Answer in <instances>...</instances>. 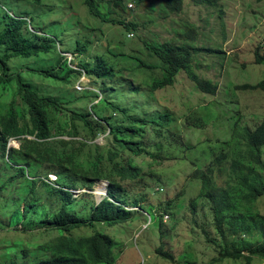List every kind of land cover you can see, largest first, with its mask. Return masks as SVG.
Returning a JSON list of instances; mask_svg holds the SVG:
<instances>
[{"label": "rangeland", "instance_id": "1", "mask_svg": "<svg viewBox=\"0 0 264 264\" xmlns=\"http://www.w3.org/2000/svg\"><path fill=\"white\" fill-rule=\"evenodd\" d=\"M42 1V7H35L23 0H0V32L3 15L9 11L11 16L35 18L29 29L41 37L63 36L64 42L60 40L57 50H69L73 41L89 42L84 54L75 58L70 53L72 67L78 68L82 61L95 64L97 57H103L117 70L127 68L128 71H123L122 75L133 81L134 88H140V94L125 96L123 106L130 112H143L146 117L169 112L177 126L176 139L179 141L169 148L166 147L167 141L154 137L151 132L142 140L146 150L158 160L129 152L121 153L117 159L121 165L127 162L139 169L140 176L122 182V185L126 190V207H134L132 202L138 200L141 212H135L132 220L126 223L98 227L115 242V264H245L219 262L218 259L226 246L241 248L243 241L257 245L259 237L241 238L243 235H240L236 238L227 226L224 227L226 240L219 237L211 205L200 196L202 182L197 178V171L209 170L218 185L224 187L230 180L231 159L220 163L217 158L223 151H230L236 132L240 133L243 128L254 130L264 118V92L239 89L246 84L256 85L264 81V64L255 62L256 50L264 54V0H217L214 6L195 5L191 0H183L181 12L168 15L162 11L159 0H121L122 7H99L104 18L134 24L133 30L93 17L83 0ZM188 26L195 28V41L190 42L194 48L192 68L200 78L217 85L215 95L200 92L181 71L171 87L156 91L153 99L147 98L144 83L151 78H160L162 73L158 59L149 53L144 43L173 42L176 39L174 43L182 45L186 40L178 35ZM116 54L121 56L113 57ZM135 58L155 68L137 70ZM59 62L60 56L51 53L37 58L14 59L9 67L10 73L23 74L40 96L52 97L59 102V111L49 112L50 117L54 114L57 119L53 138L47 146L74 155L77 168L84 171L93 169L97 167L91 157L95 147L114 149L111 136L105 133L92 138L81 121L71 119L70 113H86L95 106L101 108L99 101L106 94L100 92L98 80L86 75L71 76L68 83H62L32 73V70L57 66ZM132 69L135 71L131 72ZM117 90V102L123 94L131 91L126 84ZM95 94H98V99ZM12 103L17 110L23 109L14 91L9 94L0 89V118L8 113ZM109 114L115 126L118 125V114L113 115L108 109L102 112V115ZM187 119H200L205 127L187 126ZM151 128L154 129L153 126ZM66 132L75 135L68 137ZM60 141L67 142V145H61ZM9 146L17 149L19 142L11 140ZM36 172L41 178L47 173L50 181L56 180L53 170L47 166L37 165ZM59 172L65 173L63 183L68 182L75 187L71 190L76 191L74 195L92 196L96 202L105 196V192L97 196L98 189L104 188L102 183L94 185L89 192L82 186L80 173L77 177H70L72 173L61 169ZM13 173L14 169L6 167L0 156V180L8 179ZM30 180L28 177L17 179L0 194L9 210L11 207L7 202L24 198ZM53 186L59 188L58 185ZM55 200L54 195L47 193L43 202L52 207ZM255 208L264 216V196ZM7 218L3 216L0 219L5 222ZM10 230L4 227L0 240H22L25 244L34 245L47 241L53 235L43 230L31 233ZM88 233L91 231L81 229L77 235ZM159 249L171 258L162 256L157 252ZM252 264H264V260L254 259Z\"/></svg>", "mask_w": 264, "mask_h": 264}, {"label": "trees", "instance_id": "2", "mask_svg": "<svg viewBox=\"0 0 264 264\" xmlns=\"http://www.w3.org/2000/svg\"><path fill=\"white\" fill-rule=\"evenodd\" d=\"M23 1L35 7H42L43 4L42 0ZM83 1L89 13L103 22L119 24L132 30L136 27L134 24L120 20H107L102 16L100 6L122 7L121 0ZM191 1L195 5L214 6L217 0ZM159 2L162 11L167 15L178 14L182 10L183 0H159ZM4 9L8 11L5 6ZM3 19V29L0 32V89L9 94H13L14 91L23 109L17 110L12 103L8 113L0 118V156L6 167L14 169V173L8 179L0 180V194L17 179L28 177L31 180L24 198L7 202L11 207L10 210L4 205V199L0 195V218L8 216L5 222L0 219V233L4 232L5 227L11 228L10 232L31 233L43 230L53 235L47 241L34 245L25 244L22 240L14 242L0 240V264H115V242L110 235L102 232L98 227L101 225L114 227L132 220L135 212L124 209L126 190L122 182L140 176L136 166L123 160L121 161L124 164L121 165L117 159L124 152L155 158L156 156L147 151L142 142L149 132L154 137L167 141L168 148L177 144L179 138L176 139L175 120L169 112L146 117L143 112H130L129 108L123 106L122 101L125 96L140 94V88L138 86L134 88L133 81H128L122 75L123 71H128L127 68L117 70L103 57H97L95 64L82 61L78 64V70L72 69L62 55L71 53L76 58L77 55L87 51L89 42L73 41L69 44L71 47L69 50L60 51L57 50L56 45L60 44V40L64 42L63 36L41 37L36 31L32 32L30 29L35 18L11 16L8 11L4 13ZM178 37L185 39L186 42L177 45L174 43L175 39L173 42L144 43L149 53L158 59L162 73L160 78H151L149 82L144 83L147 87L145 92L147 98L153 99L156 91L171 87L181 71L200 92L215 95L217 85L210 80L200 78L192 68L194 48L190 42L195 41V28L188 26ZM51 53L60 56L57 66L32 70L33 74L47 80L68 83L71 76L79 77L83 71L89 78L98 80L96 83L100 92L106 94L99 101L101 108L95 106L86 113L75 111L70 113L71 119L81 121L92 138L105 133L111 136L114 149L105 150L95 147L91 157L97 167L93 169L85 171L79 169L75 165L74 155L47 146L53 138L54 122L57 119L54 114L50 117L49 112L59 111L58 100L40 96L23 74L10 73L9 63L14 59L37 58ZM120 56L113 55V57ZM135 60L138 63L137 70L155 68L139 58ZM255 62L258 65L264 64V54L259 50L255 51ZM134 71L132 69L131 72ZM108 81L111 84H108ZM125 84L131 91L129 94H123L120 102H117L119 99L117 88ZM239 89L264 92V81L256 85L246 84ZM95 95L98 99V94ZM107 109L113 115L120 116L118 125L115 126L111 114L102 115ZM186 125L196 128L205 127V123L200 119H187ZM151 126L154 127L153 130ZM66 134L68 137L75 135L71 132ZM10 140L19 142V148H11ZM232 143L230 151H223L217 158L220 163L231 159V176L226 185L219 186L209 170L208 172L198 170L197 178L202 182L200 196L210 203L214 226L222 240H226L227 237L225 226L236 238L240 235H243L241 238L257 235L260 239L257 245L243 241L241 248L236 245L230 248L226 246L222 249L218 261L252 264L254 259L264 260V216L255 211L258 200L264 196V118L254 130L243 128L240 133L236 132ZM60 144L66 146L67 142L60 141ZM160 148L159 146V150ZM37 165L51 168L56 180L50 181L47 173L41 178L36 172ZM60 169L72 173L70 177H77V173H80L82 186L89 192L94 185L106 182V196L99 203H96L92 196L87 197L85 194L74 197L70 190H75V187L68 182L63 183L65 173L59 172ZM53 185H58L59 188ZM47 193L56 197L55 205L52 207L43 202ZM132 205L138 207V200H134ZM192 206L195 208L194 202ZM81 229H88L91 233L77 235ZM157 252L166 258H171L160 249ZM245 253L248 255L245 256Z\"/></svg>", "mask_w": 264, "mask_h": 264}, {"label": "clouds", "instance_id": "3", "mask_svg": "<svg viewBox=\"0 0 264 264\" xmlns=\"http://www.w3.org/2000/svg\"><path fill=\"white\" fill-rule=\"evenodd\" d=\"M67 55H70L71 56V60H70V62H69V60H68V57H67ZM63 57H64V59H66L67 60V63L69 64V66L72 68V69H75V70H78V68L77 67H72L71 66V63H72V60H73V57H72V55L70 54V53H64L63 54ZM82 76H84L85 74H84V72L82 71V74H81ZM11 141V140H10ZM16 141V140H15ZM19 147H17V149H18ZM53 181H55V180H53ZM100 183H102L103 185H104V192H105V196H106V188H107V183L106 182H100ZM70 192L74 195L75 193H76V191H71L70 190ZM77 195H74V197H76ZM105 196H103L102 198H100L96 203H99ZM129 208H127L126 206L124 207V209L125 210H127V211H131V212H141V208L138 206V207H133V206H128ZM153 212V211H152ZM155 215V214H154Z\"/></svg>", "mask_w": 264, "mask_h": 264}, {"label": "bare ground", "instance_id": "4", "mask_svg": "<svg viewBox=\"0 0 264 264\" xmlns=\"http://www.w3.org/2000/svg\"><path fill=\"white\" fill-rule=\"evenodd\" d=\"M102 185H103V184H102ZM103 187H104V185H103ZM103 192H104V188H103V190H102V188L98 189L97 196L99 197L100 195L103 194Z\"/></svg>", "mask_w": 264, "mask_h": 264}, {"label": "built area", "instance_id": "5", "mask_svg": "<svg viewBox=\"0 0 264 264\" xmlns=\"http://www.w3.org/2000/svg\"><path fill=\"white\" fill-rule=\"evenodd\" d=\"M67 57H68V60H69V62H70V60H71V56H70V55H67ZM78 89L80 90L81 87H78Z\"/></svg>", "mask_w": 264, "mask_h": 264}]
</instances>
